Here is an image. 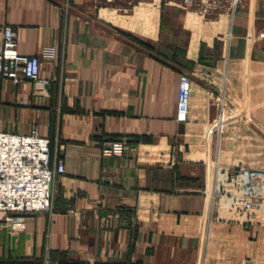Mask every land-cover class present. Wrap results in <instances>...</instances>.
Masks as SVG:
<instances>
[{
    "label": "crops",
    "instance_id": "crops-1",
    "mask_svg": "<svg viewBox=\"0 0 264 264\" xmlns=\"http://www.w3.org/2000/svg\"><path fill=\"white\" fill-rule=\"evenodd\" d=\"M212 1L0 0V50L10 26L46 81L0 79V131H36L65 167L49 211L0 230V264H264V224L203 194L214 162L264 169V0Z\"/></svg>",
    "mask_w": 264,
    "mask_h": 264
},
{
    "label": "built area",
    "instance_id": "built-area-1",
    "mask_svg": "<svg viewBox=\"0 0 264 264\" xmlns=\"http://www.w3.org/2000/svg\"><path fill=\"white\" fill-rule=\"evenodd\" d=\"M192 4L193 0H184L185 7ZM198 5L205 12L212 8L214 1L200 0ZM17 47L16 31L5 26L0 50V79L13 84L21 78L34 84L46 83L40 79L39 58L20 54ZM45 54L52 55L49 50ZM190 94V80L182 74L176 96V121L179 123L187 121ZM226 120L221 110L215 124L218 132H221ZM124 148L122 141H107L102 145L101 155L121 157ZM64 172L62 160L51 161L48 138L36 131L28 135L0 131V213L5 215L0 220V230L18 235L26 229V215L49 211L52 206V183ZM203 194L210 198L219 219L244 226L264 224V169L243 165L229 168L214 162L210 189L205 188Z\"/></svg>",
    "mask_w": 264,
    "mask_h": 264
},
{
    "label": "water",
    "instance_id": "water-1",
    "mask_svg": "<svg viewBox=\"0 0 264 264\" xmlns=\"http://www.w3.org/2000/svg\"><path fill=\"white\" fill-rule=\"evenodd\" d=\"M11 240H12V243H13V241H14V237H12V239H11Z\"/></svg>",
    "mask_w": 264,
    "mask_h": 264
}]
</instances>
